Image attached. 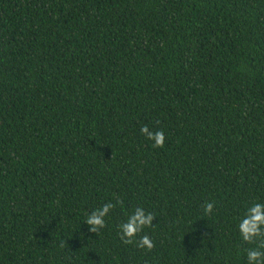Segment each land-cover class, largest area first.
I'll use <instances>...</instances> for the list:
<instances>
[{"label": "trees", "instance_id": "obj_1", "mask_svg": "<svg viewBox=\"0 0 264 264\" xmlns=\"http://www.w3.org/2000/svg\"><path fill=\"white\" fill-rule=\"evenodd\" d=\"M257 202L264 0H0V264H247Z\"/></svg>", "mask_w": 264, "mask_h": 264}, {"label": "clouds", "instance_id": "obj_2", "mask_svg": "<svg viewBox=\"0 0 264 264\" xmlns=\"http://www.w3.org/2000/svg\"><path fill=\"white\" fill-rule=\"evenodd\" d=\"M140 132L152 141L154 148L164 147L165 134L162 130L151 131L147 125H142ZM118 204L122 205L123 201L116 197L115 202H106L99 208L92 210L84 221L89 225L88 231L99 235L100 231L106 227L105 218ZM213 208L214 202H206L203 205L204 214L210 215ZM154 218V213L148 212L142 207H136L127 216V219L117 226L121 242L126 245L135 243L137 248L151 251L154 247L152 239L149 235H140V233L145 228L153 227ZM238 232L242 242L256 245V247L245 250L247 264H264V203H253L246 209L238 224ZM62 246H64V243H62Z\"/></svg>", "mask_w": 264, "mask_h": 264}]
</instances>
